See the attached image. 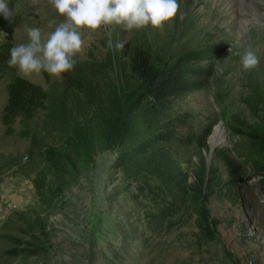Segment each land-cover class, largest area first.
Wrapping results in <instances>:
<instances>
[{
    "label": "rangeland",
    "instance_id": "374dc122",
    "mask_svg": "<svg viewBox=\"0 0 264 264\" xmlns=\"http://www.w3.org/2000/svg\"><path fill=\"white\" fill-rule=\"evenodd\" d=\"M238 2L252 5L253 14L188 0L159 28H82V47L69 71L77 75L87 66L90 80L107 89L115 69L127 68L130 47H146L159 63L191 59L196 86L177 105L188 116L183 137L193 142L177 157L189 182L196 174L206 178L199 216L182 210L181 202L159 210L119 168L118 146L77 163L73 178L53 183L41 173L43 149L59 143V136L48 134L43 111L32 119L18 113L16 77L48 91L62 76H24L7 61L13 46L28 42L27 28L46 34L50 22L65 17L51 3L42 13L45 1L8 0L11 15L0 13L10 24L0 29L1 55L9 54L0 77V264H264V127L252 100L264 92V0ZM242 17L249 21L243 24ZM247 51L258 63L246 70L241 58ZM220 126L226 135L215 145Z\"/></svg>",
    "mask_w": 264,
    "mask_h": 264
},
{
    "label": "trees",
    "instance_id": "16d2710c",
    "mask_svg": "<svg viewBox=\"0 0 264 264\" xmlns=\"http://www.w3.org/2000/svg\"><path fill=\"white\" fill-rule=\"evenodd\" d=\"M9 25L0 19V29H8ZM4 52L1 55L0 50V77L9 56L8 51ZM125 55L127 68L115 69L107 89L90 80L91 68L87 66L79 68L77 75L63 73L61 83L48 91L16 77L18 113L32 119L43 111L48 134L59 136V143L47 144L43 149L46 169L41 173L50 176L53 183L59 177L73 178L77 163L87 161L98 149L118 146L119 168L130 182L137 183L139 190L150 194L159 210L181 202L182 210L192 209L201 216L206 203V178L196 174L189 182L177 157L183 147L193 142L192 137H183L188 116L179 112L177 102L195 88L196 69L187 56L156 62L141 45L130 47ZM99 71L107 73L101 68ZM252 100L260 105L264 127V92L257 91ZM250 134L258 137L256 132ZM261 138L264 140V136ZM38 194L47 202L39 188Z\"/></svg>",
    "mask_w": 264,
    "mask_h": 264
},
{
    "label": "clouds",
    "instance_id": "9594fccd",
    "mask_svg": "<svg viewBox=\"0 0 264 264\" xmlns=\"http://www.w3.org/2000/svg\"><path fill=\"white\" fill-rule=\"evenodd\" d=\"M63 22L53 25L46 34L38 27L27 28L28 42L10 49L9 67H15L24 76L47 72L55 78L74 69L77 53L82 47L80 29L96 30L102 26L122 25L127 31L148 25L162 27L172 19L179 8L178 0H50ZM0 13L11 15L8 0H0ZM123 49L124 43L115 44ZM253 52L241 58L244 69L257 65Z\"/></svg>",
    "mask_w": 264,
    "mask_h": 264
},
{
    "label": "bare ground",
    "instance_id": "6f19581e",
    "mask_svg": "<svg viewBox=\"0 0 264 264\" xmlns=\"http://www.w3.org/2000/svg\"><path fill=\"white\" fill-rule=\"evenodd\" d=\"M40 1H45L46 2V6L44 7V8H40L41 9V12L43 11H47L48 9H50V8H48L47 6H48V4L50 3V0H40ZM186 1H188V0H178V4H179V8H178V11H177V13H176V15H175V17H178L177 15H178V13L180 12V8L183 6L182 4H184ZM209 1H212L213 2V4L215 5V6H221V5H223V4H226V8H228V11L229 12H236V11H245V12H247V13H250V14H253L252 13V11H251V7H252V5H248L247 3H244L243 4V6H241L240 4H239V2H238V0H207V3L209 2ZM35 6V5H34ZM53 6V5H52ZM37 9H38V7H36ZM54 8V7H53ZM39 11V10H38ZM37 11H35V13H36ZM42 12V13H43ZM33 13V12H32ZM41 13V14H42ZM46 14V13H45ZM45 14H44V16H45ZM255 15H257V14H255ZM32 16H33V14H32ZM38 16V15H37ZM43 16V15H42ZM34 17V16H33ZM252 17V16H251ZM44 18V17H43ZM41 20V19H40ZM43 21V20H42ZM249 20L247 19V18H245V17H242V22H243V24H245L246 22H248ZM234 23V22H233ZM235 24V23H234ZM225 132H224V130H223V128L220 126V127H217V129H216V131H215V134L213 135V138H212V140H213V142H214V144L216 145V144H218V143H221L222 141H223V138H224V134Z\"/></svg>",
    "mask_w": 264,
    "mask_h": 264
},
{
    "label": "water",
    "instance_id": "95a60500",
    "mask_svg": "<svg viewBox=\"0 0 264 264\" xmlns=\"http://www.w3.org/2000/svg\"><path fill=\"white\" fill-rule=\"evenodd\" d=\"M220 125H222V124H220ZM225 135H226V133H225Z\"/></svg>",
    "mask_w": 264,
    "mask_h": 264
}]
</instances>
